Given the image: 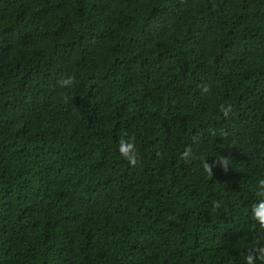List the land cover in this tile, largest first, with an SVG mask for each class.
I'll list each match as a JSON object with an SVG mask.
<instances>
[{"label":"trees","instance_id":"16d2710c","mask_svg":"<svg viewBox=\"0 0 264 264\" xmlns=\"http://www.w3.org/2000/svg\"><path fill=\"white\" fill-rule=\"evenodd\" d=\"M260 179L264 0H0V264H245Z\"/></svg>","mask_w":264,"mask_h":264},{"label":"clouds","instance_id":"9594fccd","mask_svg":"<svg viewBox=\"0 0 264 264\" xmlns=\"http://www.w3.org/2000/svg\"><path fill=\"white\" fill-rule=\"evenodd\" d=\"M62 86L71 85L73 83V78L68 77L66 80L60 82ZM210 89L207 85L202 87L203 92H208ZM232 105H220V112L225 118H228L230 113H232ZM227 135L226 132L222 133ZM118 153L119 155L128 161L129 165L137 166L140 162V157L134 143V138L125 139L121 138L118 144ZM192 156L191 148H186L182 153L181 158L186 159ZM219 166L224 170H227L229 166V161L226 157L221 156L219 159L214 160L211 164L206 161L203 164L204 170L209 174L213 175V167ZM257 192L256 195L260 197L259 201L252 206L251 214L253 219L258 222L261 228H264V179H260L257 182ZM214 207H219L218 204H214ZM245 264H264V246L258 245L254 246L248 254L245 256Z\"/></svg>","mask_w":264,"mask_h":264}]
</instances>
